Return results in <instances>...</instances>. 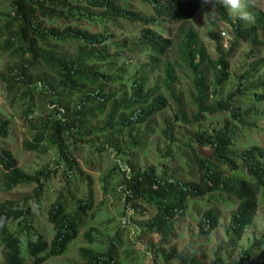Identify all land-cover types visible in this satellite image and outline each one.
<instances>
[{
    "label": "trees",
    "instance_id": "trees-1",
    "mask_svg": "<svg viewBox=\"0 0 264 264\" xmlns=\"http://www.w3.org/2000/svg\"><path fill=\"white\" fill-rule=\"evenodd\" d=\"M135 1L140 10L123 7L119 0H8L10 14L0 24V49L11 61L0 75L3 93L9 105L24 107L22 116L29 136L23 141V150L39 155L52 152L56 162L52 169L45 167L33 173L21 170L3 144L9 124L0 119V192L33 186L29 201L39 208L44 184L56 174L58 166L63 165L64 176H76L72 152L82 139L113 130L115 122L122 128L144 123L148 127L153 117L167 108L169 100L175 107L173 120L178 127H199L207 117L225 119L218 128H199L177 141L180 152H172L174 127L165 123L161 136L167 142V165L142 170L133 165L128 174L120 171L124 205L142 203L153 210L140 226L139 240L149 238L144 243L146 250L153 251L163 264H257L264 259V229L234 261H228L230 254L224 257L222 249L234 250L259 207H264V145L252 141L238 150L241 133L253 131L256 137L264 138V123L256 122L254 112L235 105L248 93L256 102H264V11L254 7L252 0H244L250 21H232L218 2L210 0L222 23L231 30L226 53L220 52L219 37L210 34L216 51L212 59L198 34L187 26L205 0ZM118 21L140 26L137 43L126 50L135 48L147 60L136 77L130 78L126 97H116L106 87L119 84L125 71L124 65L114 70L117 57H108L107 50L112 39L108 27ZM172 24L180 25V36L177 60L170 63L163 60L173 41L163 36ZM244 44H248L247 51L231 71L232 55ZM70 46L74 47L72 53L68 51ZM181 69L190 80L187 99L176 89ZM151 71H161L162 79L149 87L144 72ZM230 79L235 87L221 99L220 89ZM45 105V118L34 119L36 109ZM127 112L131 113L124 118ZM100 119L103 122L99 127L92 126ZM140 141L144 140L136 135L130 148L138 149ZM126 148L124 144L117 152ZM200 148H208L210 155H202ZM66 183H70L69 176ZM67 186L46 210V222L52 231L49 242L32 226L28 198L22 205L10 199L0 201L1 264H43L66 252L93 209L89 196L72 202ZM196 201L205 207L196 225L198 236H209L218 228L220 215L215 205L234 207L224 229L227 241L218 246L211 263L203 252L187 254L185 247L178 249L175 244L178 221L188 215L189 206ZM14 223L11 231L8 225ZM92 232L89 229L83 234L89 244L96 243ZM117 241L115 235L101 250L81 248L82 264H119L114 247Z\"/></svg>",
    "mask_w": 264,
    "mask_h": 264
},
{
    "label": "rangeland",
    "instance_id": "rangeland-1",
    "mask_svg": "<svg viewBox=\"0 0 264 264\" xmlns=\"http://www.w3.org/2000/svg\"><path fill=\"white\" fill-rule=\"evenodd\" d=\"M123 7L130 10H140V5L135 0H119ZM220 4V3H219ZM252 4L257 9L264 11V0H252ZM246 6V5H245ZM247 10V7H246ZM225 13L232 21L238 20L236 17ZM10 14L8 7V0H0V24ZM250 21V19H248ZM192 28L199 37L200 43H203L212 59L216 58L215 41L210 34L216 35L220 40V52L226 53L229 49V42L231 40V30L229 26L222 23L221 16L214 7L213 1L205 0L194 18L187 24ZM187 27V28H188ZM164 34V38L173 41V46L167 54V58L163 61H176L177 43L180 36V25H169ZM138 25H129L125 22L118 21L108 27L112 34L111 47L107 49L109 56H115L114 70H117L120 65L125 66V71L121 74V82L119 84H108L107 90L116 94V97H126L127 85L130 84L135 73L140 66L147 63L143 55L137 53L135 48L127 51L126 48L137 43L139 38ZM248 44H244L241 48L232 55L230 61V70L236 68V64L242 59L243 54L247 51ZM72 46L68 47L69 53L73 51ZM162 61V62H163ZM8 54L0 49V75L8 63H10ZM143 72V71H142ZM148 78V86L152 87L159 84L162 79L161 71L144 72ZM178 92L183 93L185 99L191 92V85L188 75L184 70L178 72ZM39 85V84H38ZM235 82L230 79L220 89V98L224 97L234 89ZM122 88V89H121ZM121 89V90H120ZM119 91V92H118ZM45 93L44 91H42ZM118 92V93H116ZM236 106H240L242 110H249L254 112V117H258L256 122L264 123V102L259 103L254 100V95L248 93L244 98L235 101ZM46 106L37 108L33 115L34 119H44L47 115ZM166 109L160 114L153 117L150 126L146 127V123L138 126H128L126 128L117 127L116 122L113 130L106 133L92 134L82 139L78 144L76 150L72 152L77 163L76 176L71 173L70 183L67 184V176L63 175V165L57 167L56 174L51 176L48 183L44 184L43 193L41 196L40 207L36 208L29 198L32 195L33 186H18L8 192H0V201L14 200L20 205L25 204L28 198V206L31 208L34 222L33 228L37 233L43 235L47 242L52 238V231L49 224L46 222V210L55 202L59 193L67 186V191L71 192L73 197L72 202L77 200H85L89 198L92 200L93 209L88 215V220L85 226L81 229L78 237L72 241L66 252L55 258H51L43 264H82L79 256L81 248H90L94 250H101L106 247L105 243L115 235L118 241L114 243L116 260L119 264H163V260L159 256H154L153 251L146 250L144 243L149 238H142L139 240L140 226H142L149 217L153 214V210L142 203H131L124 205V197L120 190V183L123 176L120 171L128 174L131 166L135 165L136 169L142 170L148 167L161 168L167 165L164 157V151L167 147V142L161 136V131L165 123H171L174 127V136L176 142L172 145V152H180L178 146L179 141L184 140L194 131L203 129L211 130L218 128L224 121L225 116L221 117H207L199 127H178L173 120L175 107L171 101H167ZM24 107L16 105L11 106L3 93V86L0 81V119L6 120L9 124L8 136L3 141L4 146L12 153L17 160L18 166L21 170L27 173H33L45 167L52 169L55 167V156L52 152L46 155H39L36 153L25 152L22 148L23 141L28 138L27 121L23 119ZM131 112H127L124 118H127ZM131 119V118H130ZM103 120L100 119L92 126L99 127ZM145 133V134H144ZM139 135L144 141H140L138 149H131L133 138ZM110 138V139H109ZM178 141V142H177ZM257 141L259 145H264V138L257 136L255 133L247 132L241 133L239 138L240 146L238 150L245 149L246 143ZM109 142L108 144H106ZM127 144L129 148L123 149L122 152H117V148ZM103 147V149H102ZM202 155L208 157L210 155L208 148H200ZM179 154V153H178ZM181 163V161H180ZM67 184V185H66ZM70 195V196H71ZM69 196V197H70ZM209 205V204H208ZM219 210L220 220L218 228L209 236H198L196 225L200 215L205 209L203 203L194 202L189 206L188 215L178 221L177 234L175 244L178 249L185 247V252H203L207 257V262L211 263L215 257V251L219 245L227 241L224 229L226 228L230 214L233 211L232 206L219 203L214 206ZM212 208V203L209 205ZM92 216V217H91ZM11 231H14L16 223L8 225ZM89 229L93 230L95 237V244H89L83 238V234ZM264 229V207L260 206L256 217L249 229L244 233L242 240L239 242L234 250L230 251L222 249L224 257L230 254L228 261H234L238 258L239 253L246 249ZM21 252L25 256V246L21 245ZM257 264H264V259L256 262ZM1 264V257H0ZM167 264H177L176 262H167ZM252 264V263H251Z\"/></svg>",
    "mask_w": 264,
    "mask_h": 264
},
{
    "label": "clouds",
    "instance_id": "clouds-1",
    "mask_svg": "<svg viewBox=\"0 0 264 264\" xmlns=\"http://www.w3.org/2000/svg\"><path fill=\"white\" fill-rule=\"evenodd\" d=\"M228 12L240 20H248L250 14L246 10L244 0H215Z\"/></svg>",
    "mask_w": 264,
    "mask_h": 264
}]
</instances>
